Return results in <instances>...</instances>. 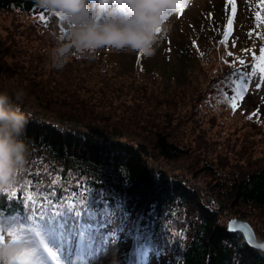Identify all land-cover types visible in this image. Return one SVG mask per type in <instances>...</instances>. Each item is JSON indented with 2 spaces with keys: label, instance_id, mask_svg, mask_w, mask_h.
<instances>
[{
  "label": "trees",
  "instance_id": "1",
  "mask_svg": "<svg viewBox=\"0 0 264 264\" xmlns=\"http://www.w3.org/2000/svg\"><path fill=\"white\" fill-rule=\"evenodd\" d=\"M261 8H253L252 20H246L254 28L248 37L256 44L242 58L244 65L229 59L223 35H213L214 43L202 53L192 51L201 65L213 61L211 69L203 65V84L192 99L177 87L160 93L138 75L124 85L100 70L95 75L101 85H91L84 75L48 70L41 55L46 43L56 44L62 35L51 29L59 19L45 12L41 20L37 0H0V14L12 20V31L0 33V85L25 89L26 96L15 102L28 117L18 195L0 199V210L9 217L28 215L26 197L39 201L53 179L57 195L68 201L111 190L133 217H152L154 230L169 241L173 264H264V252L228 229L229 218L236 217L250 222L264 239V121L250 113L233 130L219 128L242 82L258 70L253 53L259 56L264 48V23L256 18L258 12L264 18ZM135 67L141 72V56ZM87 71L94 75L92 65ZM130 98L136 107L126 106ZM139 99L156 100L152 112L161 116L139 109ZM118 104L139 111L143 119L117 114ZM121 251L128 263L138 257L131 240Z\"/></svg>",
  "mask_w": 264,
  "mask_h": 264
},
{
  "label": "rangeland",
  "instance_id": "2",
  "mask_svg": "<svg viewBox=\"0 0 264 264\" xmlns=\"http://www.w3.org/2000/svg\"><path fill=\"white\" fill-rule=\"evenodd\" d=\"M178 3H185L186 7L182 13L174 11L169 19L165 21L169 25V30L161 34V43L155 54L150 58L142 57L143 68L141 72L135 67V63L140 57L139 52L118 51L109 48L97 50L94 54L95 58L92 60L74 57L63 69H59L57 72L61 71V75L66 73L70 76H75V78H81L84 75L86 80L90 84L92 83L91 85H101V79L97 77L98 75H95L96 72L100 73V70L101 74L104 73L108 78L112 77V79L118 78L119 82H122L124 85H130L131 79L136 78V75H138L142 81L154 85L160 93L163 90L171 92V87H177L176 89L179 90H187L193 99L197 90L203 84V65L211 69L213 61L202 62L203 65H201L193 57L192 51L195 53H197L196 51H200L202 53L214 43L213 35L217 37L224 36L225 31H227L228 20L232 17V28L228 36L229 48L232 55L229 56V59L238 61L244 56L249 55L251 49H254L256 42L248 37V34L254 28L246 20H252L250 16L253 13V8H257V10H261L262 8L260 7L259 0H234V13L233 5L229 4L228 0H178ZM11 21L9 17L7 18L6 13L0 14V33L3 36H6V30L12 31V27L10 28ZM60 23L58 21L55 28L51 27V29H55L57 33H60ZM17 38L15 39L17 40ZM24 43L26 44L27 41L25 40ZM31 45L36 47L38 42L31 43ZM45 45L49 47L46 48L41 58L43 57L42 60H44L48 70H54L50 54L56 44L46 43ZM90 65L93 66V71L91 72L94 75H91L87 71ZM215 65L216 63H214ZM19 66L25 67L23 64ZM15 78L18 80V77L15 76ZM56 78L60 79V77ZM258 84L262 86L258 87ZM0 88L12 89L8 83H1ZM240 88V94L236 98L237 107L235 109L231 108L225 116L221 117L220 122H222L223 126L219 128L233 130L232 127L238 126L241 119L250 113H256V116H259L264 121V73L257 70L249 74L240 85ZM154 101L156 100L151 99L149 102L144 103L139 99L138 107L147 113H153L152 105L155 104ZM126 104L130 108L137 105L135 101H131V98L127 100ZM117 106L119 107L115 109L117 114L135 117L133 113H136L137 120L139 116L142 118L141 113L137 110L127 108L129 111L119 104ZM153 114L156 115L155 117L161 116L160 113ZM165 115L166 112L162 116L164 117ZM225 136L227 134H224ZM215 137L222 138L220 134ZM180 160L184 161V158ZM124 246L125 243L117 244L115 242L109 245L106 240L103 247L95 252L94 259L96 264H144L145 258L139 256L130 263L123 260L121 250ZM167 252H169L168 249L159 256L151 253L150 264H173L171 262V255ZM73 259H75V256ZM48 264H53V262L49 259Z\"/></svg>",
  "mask_w": 264,
  "mask_h": 264
},
{
  "label": "snow or ice",
  "instance_id": "3",
  "mask_svg": "<svg viewBox=\"0 0 264 264\" xmlns=\"http://www.w3.org/2000/svg\"><path fill=\"white\" fill-rule=\"evenodd\" d=\"M173 3L174 7L165 13L164 21H167L174 11L182 13L186 7L185 3H178V0H173ZM228 3L233 5L234 13V0H228ZM45 12L48 11H41V20L46 19ZM51 15L61 22L60 30L63 35L66 31L65 17L59 12H53ZM256 18L258 22L264 23V18L259 12ZM232 23L230 17L222 43L227 42ZM163 31L162 27L155 29L157 35H161ZM139 55L144 56L143 52H139ZM228 55L231 56L232 53L229 52ZM253 59L258 61L254 67L264 73V48H261L259 56L253 53ZM238 62L240 65L245 64L244 59H239ZM231 106L235 109L237 103L233 102ZM21 171L22 169L17 171L16 177ZM122 174L127 175L128 170L124 168ZM16 177L11 184L0 187V199L17 198L16 185L19 182ZM56 185L57 180H51L50 190L46 195L41 194L39 201L33 196H27L31 211L24 217H9L0 210V247L9 242L23 245L13 256L11 264H48L49 259L53 264H96L95 252L103 247L106 240L109 245L113 242L124 244L131 240L136 255L145 258L144 264H150L151 253L159 256L166 250L169 241L154 230L152 217L147 213L133 217L126 210L124 199L115 192H97L90 197H81L78 202L75 198L68 201L57 195ZM85 191L91 192L90 189ZM20 195L21 203H24L22 190ZM247 242L252 244L250 238Z\"/></svg>",
  "mask_w": 264,
  "mask_h": 264
},
{
  "label": "clouds",
  "instance_id": "4",
  "mask_svg": "<svg viewBox=\"0 0 264 264\" xmlns=\"http://www.w3.org/2000/svg\"><path fill=\"white\" fill-rule=\"evenodd\" d=\"M49 13L65 17V33L57 37L51 64L63 69L72 58L94 59L99 49L143 52L152 57L161 43L155 29L169 30L163 17L173 0H37ZM24 88L0 89V187L13 182L26 163L24 133L28 117L18 103ZM23 245L9 242L0 247V264H11Z\"/></svg>",
  "mask_w": 264,
  "mask_h": 264
},
{
  "label": "water",
  "instance_id": "5",
  "mask_svg": "<svg viewBox=\"0 0 264 264\" xmlns=\"http://www.w3.org/2000/svg\"><path fill=\"white\" fill-rule=\"evenodd\" d=\"M228 229L230 231L240 232L248 245L250 244L247 242V240L250 238L252 241V244L250 246L255 250L264 252V239L258 238L250 222L243 219H238L236 217L229 218Z\"/></svg>",
  "mask_w": 264,
  "mask_h": 264
}]
</instances>
